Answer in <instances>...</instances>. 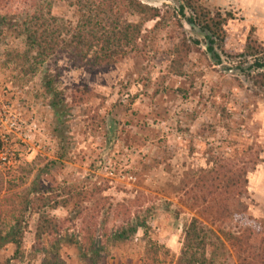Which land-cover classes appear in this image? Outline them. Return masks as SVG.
Wrapping results in <instances>:
<instances>
[{"label":"rangeland","instance_id":"374dc122","mask_svg":"<svg viewBox=\"0 0 264 264\" xmlns=\"http://www.w3.org/2000/svg\"><path fill=\"white\" fill-rule=\"evenodd\" d=\"M202 1L212 12L234 16L224 26V42L213 40L214 52L207 48L211 40L194 33L178 14L179 2L151 0L148 5L160 8L168 24L150 32L155 22H147L139 51L113 66L91 69L55 57L33 75L17 60L25 44L13 26L30 9L28 2L0 6L7 20L0 32L1 169L17 174L31 169L26 187L48 166L42 183L58 188L52 194L99 191L106 207L114 204L110 231L134 214L147 218L146 233L139 229L131 241L110 246L96 264H145L149 242L160 247L153 264H177L186 224L193 217L214 230H237L239 215L264 220V86L255 81L261 72L254 67L255 61L264 62V14L246 21L226 9L229 0ZM53 13L77 21L66 2L56 3ZM184 13L192 16L189 9ZM127 19L141 21L138 15ZM256 19L260 23L254 26ZM184 36L200 44L187 58L185 76L177 77L169 71L170 51ZM249 38L260 46L253 56ZM218 65L238 70L227 73ZM228 157L239 163L251 158L255 166L248 173L246 192L234 203L232 221L215 222L213 213L205 218L184 203V188L190 178ZM213 198L208 196L202 207L210 208ZM53 214L62 223L61 264H89L79 261L75 244L81 219L72 207ZM35 225L32 216L24 238L27 250ZM228 249L229 264H238L234 249ZM12 251L11 246L3 248L0 259ZM21 264H41V257Z\"/></svg>","mask_w":264,"mask_h":264},{"label":"trees","instance_id":"16d2710c","mask_svg":"<svg viewBox=\"0 0 264 264\" xmlns=\"http://www.w3.org/2000/svg\"><path fill=\"white\" fill-rule=\"evenodd\" d=\"M11 1L21 0H0V6ZM23 1L28 2L30 9L13 25L23 36L25 44V50L17 54L16 59L26 67L27 74L32 75L55 57H64L80 68L113 66L139 51L147 22H155L150 32L165 28L168 24L160 8L140 0ZM176 1L183 2L179 6L180 16L184 18L185 9H189L192 13L188 19L190 22L210 30L219 40V45L224 42V26L228 19H234L231 13L224 15L220 11L212 12L202 0ZM58 2H66L74 9L76 23L54 15L53 8ZM128 15H138L141 21H129ZM175 17L177 24L181 25L178 15ZM6 22V16L0 13V32ZM256 42L249 38L248 47L254 50L249 56L260 52ZM210 43L207 48L214 52L212 44L215 41L211 40ZM199 44L198 40L184 36L172 48L169 69L172 75L185 76L187 58ZM214 55L219 58L218 54ZM254 67L261 69L264 62L255 61ZM255 81L264 86V72L257 74ZM46 85L52 92L51 81ZM58 104L52 103L54 108ZM245 159L241 158L239 163L236 157H228L224 164L190 178L184 188L187 197L184 203L193 210H199L205 218H211L210 213H213V221L230 223L235 210L234 203L240 201L239 198L246 192L248 173L255 166L251 158ZM48 172V166L41 168L37 180L23 187L32 170H24L22 174L5 173L0 164V250L7 246L13 250L10 257L0 259V264L30 263L39 257L41 264H61L62 223L53 214L58 208L72 207L75 218L81 219L75 244L78 247V259L82 263L96 264L107 254L110 246L131 241L139 229L146 233L147 218L139 213L110 231L108 222L113 213V203L106 207L98 199L99 191L84 193L63 189L52 194L58 188L51 189L42 183ZM208 196L214 197L213 204L210 208L202 207L207 203ZM32 216L36 217L34 242L27 250L24 238L28 220ZM249 219L239 215L237 230H214L193 217L186 224L177 264H229L228 246L234 249L238 264H264V220ZM159 252L160 247L149 242L145 264L155 263L159 259Z\"/></svg>","mask_w":264,"mask_h":264},{"label":"crops","instance_id":"0c3cea01","mask_svg":"<svg viewBox=\"0 0 264 264\" xmlns=\"http://www.w3.org/2000/svg\"><path fill=\"white\" fill-rule=\"evenodd\" d=\"M228 2L230 6L227 7L226 9L227 10L233 9L239 15L244 17L246 21H248V19L252 20L256 18L259 14L261 15L264 14V0H235V2L229 0ZM217 4L218 6H221L220 3L217 2ZM258 23H260V20L256 19L253 20L252 24L256 26Z\"/></svg>","mask_w":264,"mask_h":264},{"label":"water","instance_id":"95a60500","mask_svg":"<svg viewBox=\"0 0 264 264\" xmlns=\"http://www.w3.org/2000/svg\"><path fill=\"white\" fill-rule=\"evenodd\" d=\"M141 2H143V3H145V4H149V2L151 1V0H140ZM174 1H176V0H174ZM178 2V1H177ZM180 4L182 3L183 4V2H179ZM187 11V9H185V12ZM184 19H185V21H186V23L188 24V26H189V28L190 29H192L193 31H194V33H196V34H201V35H204V36H207L208 38H209V40H216V38L213 36V34L211 33V31L210 30H208V29H204V28H201V26H199V25H197L196 23H192V22H190L188 19H189V17H188V15H187V13H185V17H184ZM208 45H211V43H210V41L208 42V44H207V46ZM213 45V44H212ZM218 67L221 69V71H224V72H227V73H233V72H236L238 69L237 68H231V69H227V68H225V67H222L221 65H218ZM257 70L258 71H260V72H264V67L263 68H261V69H258L257 68Z\"/></svg>","mask_w":264,"mask_h":264}]
</instances>
